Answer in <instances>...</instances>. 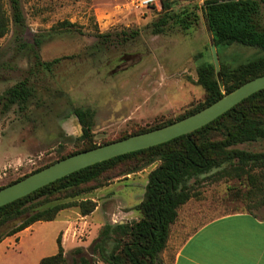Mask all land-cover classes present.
I'll return each mask as SVG.
<instances>
[{
  "label": "rangeland",
  "instance_id": "obj_1",
  "mask_svg": "<svg viewBox=\"0 0 264 264\" xmlns=\"http://www.w3.org/2000/svg\"><path fill=\"white\" fill-rule=\"evenodd\" d=\"M170 1L175 3L172 10L179 11L202 7L205 0ZM161 2L142 8L134 0H22L26 18L22 39L15 38L12 24L6 40H0V97L26 78L33 96L23 108L6 106L0 100V187L81 149L76 108L96 111L94 143L101 145L175 120L206 101L207 92L198 83L199 70L213 63L214 38L205 13L198 11V24L188 31L171 25L154 34V23L164 15ZM4 4L10 12L8 0ZM261 20L264 24V4ZM64 21L74 27L53 29ZM123 32H139V36L121 43ZM101 33L109 35L108 44L99 40ZM35 35L44 40L39 50L43 61L65 57L51 73L34 68ZM218 55L219 75L223 67L233 69L264 56V50L233 44L221 48ZM66 127L67 133L62 129ZM237 148L264 153V141ZM158 165L126 175L122 171L127 166L119 165L102 178L103 187L77 198L97 203L92 214L83 216L80 208L64 210L55 221L37 223L34 233L22 239L41 237L48 253H53L60 235L66 264L80 258L73 252L79 247L92 264H104L92 249L102 228L140 220L137 208L145 200L149 175ZM227 172L231 174L220 169L192 181L197 197L189 201L188 210L181 208V217L171 228L162 255L164 264H172L182 243L208 220L239 212L264 218V190L251 194L248 176L237 178L231 168ZM249 173L264 182L260 170ZM6 231L0 229V237ZM113 247L112 241L109 251Z\"/></svg>",
  "mask_w": 264,
  "mask_h": 264
},
{
  "label": "trees",
  "instance_id": "obj_2",
  "mask_svg": "<svg viewBox=\"0 0 264 264\" xmlns=\"http://www.w3.org/2000/svg\"><path fill=\"white\" fill-rule=\"evenodd\" d=\"M8 3L10 12L4 0H0V38L10 33L13 24L15 38L21 40L26 30L22 0H8ZM263 4L264 0H205L202 7L196 5L176 11L172 10L174 2L162 0L164 15L154 23L153 33L161 34L171 25L188 31L198 24V11L203 10L219 54L221 48L233 44L264 50V24L261 20ZM69 27L73 28L74 25L64 21L53 29ZM108 36L104 33L98 34L103 44H108ZM138 36L139 32L132 34L123 32L119 38L122 40L121 43L127 44ZM43 43L41 35L34 36V68L37 71L51 73L65 57L43 61L39 53ZM21 48H26V45L22 44ZM33 73L31 71V74ZM263 75L264 56L240 64L233 69L223 67L219 75L214 61L207 63L200 68L198 80L199 85L207 92V99L203 104L175 120L135 131L101 145L94 143L96 111L90 108H76L74 114L81 127L79 138L83 144L81 149L64 155L29 175L69 156L174 124L209 107L246 82ZM28 82L26 78L7 89L0 100H5L6 106L15 104L20 107L25 106L33 96ZM260 141H264V90L252 95L214 122L191 134L98 163L1 207L0 229L6 228L8 231L1 235L0 243L5 238L14 236L36 223L55 221L62 211L70 208H80L83 216L92 214L96 210L97 203L92 200L79 202L77 198L92 189L103 187L102 178L119 165L127 166L122 171V174L126 175L159 163L149 175L145 200L137 208L141 213L140 220L131 224H106L92 249L93 254H98L104 264H164L162 255L167 248L171 228L178 220L179 211L191 199L197 197L193 180L197 181L202 176L220 169L225 170V175H230L227 169L231 168L237 178L248 176L247 180L253 185L251 194L263 192L264 182L249 172L260 170L263 172L264 179V153H251L237 148L239 145ZM29 175L0 187V190ZM87 186H90V189H86ZM112 241L114 247L109 251L108 246ZM57 245V254L43 258L41 264H66L60 235ZM73 252L80 255L74 264H92V260L84 255L85 251L82 247Z\"/></svg>",
  "mask_w": 264,
  "mask_h": 264
},
{
  "label": "crops",
  "instance_id": "obj_3",
  "mask_svg": "<svg viewBox=\"0 0 264 264\" xmlns=\"http://www.w3.org/2000/svg\"><path fill=\"white\" fill-rule=\"evenodd\" d=\"M62 129L67 133V127ZM188 203L182 208L188 210ZM36 225L0 243V264H41L43 258L57 254L58 245L55 252L48 253L41 237L32 236L28 242L22 239L24 234L34 233ZM172 264H264V218L239 212L208 220L182 243Z\"/></svg>",
  "mask_w": 264,
  "mask_h": 264
},
{
  "label": "water",
  "instance_id": "obj_4",
  "mask_svg": "<svg viewBox=\"0 0 264 264\" xmlns=\"http://www.w3.org/2000/svg\"><path fill=\"white\" fill-rule=\"evenodd\" d=\"M211 54L216 72L219 73L220 61L214 39H212L211 43ZM262 90H264V75L246 82L209 107L174 124L62 159L39 172L25 177L19 182L1 189L0 208L85 168L191 134L214 122L244 100Z\"/></svg>",
  "mask_w": 264,
  "mask_h": 264
},
{
  "label": "built area",
  "instance_id": "obj_5",
  "mask_svg": "<svg viewBox=\"0 0 264 264\" xmlns=\"http://www.w3.org/2000/svg\"><path fill=\"white\" fill-rule=\"evenodd\" d=\"M140 7L148 8L157 2H161L162 0H134Z\"/></svg>",
  "mask_w": 264,
  "mask_h": 264
}]
</instances>
